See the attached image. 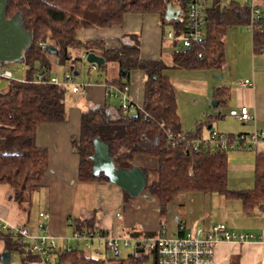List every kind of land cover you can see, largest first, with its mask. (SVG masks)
<instances>
[{
	"label": "trees",
	"instance_id": "16d2710c",
	"mask_svg": "<svg viewBox=\"0 0 264 264\" xmlns=\"http://www.w3.org/2000/svg\"><path fill=\"white\" fill-rule=\"evenodd\" d=\"M168 6L181 10L176 20H166ZM15 13L21 14L25 29L32 35V42L23 53L24 70L20 79L25 82L5 80L0 85L6 84L0 90V186L9 188L16 202L21 204L25 195L40 187L48 169V152L35 142L37 128L67 122V86L36 83L35 78L43 74L47 81L54 76V67L49 61L52 58L57 60L58 66L69 64L72 67L80 60L72 57L74 50L85 56L93 53L104 60L95 70L98 75L106 74L108 65L118 68L115 79H105L107 85L118 89L128 87L134 70L141 71L145 77L142 107L135 113H122L119 104L111 110L109 100L81 112L78 134L71 139L72 150L78 157L79 182H109L103 174H93L91 156L102 144L115 167L121 170H129L139 158L154 161L152 168L143 170L148 178L146 190L162 209L184 194L232 195L226 185L227 152H212L204 147L193 152L183 141H177L179 137L187 140L201 137L181 131L176 92L166 75L168 66L162 60L140 56L139 36L125 35L126 40L115 48L106 47L101 39L84 41L78 37L85 29L119 26L129 14L157 15L160 25L171 26L172 34L178 37L186 29L185 3L179 0H8L7 18ZM204 21L205 36L201 43L184 50L177 40H171L172 68H220L224 64L226 30L247 25L249 10L240 2L221 5L213 0L206 8ZM258 26L259 31L252 33V48L255 53H262L264 8ZM223 93L224 88L217 89L214 97L220 100ZM198 126L196 123V130ZM168 134L176 139L175 143L168 142ZM241 199L245 211L264 207V153L256 156L254 186ZM75 229L94 228L76 223ZM0 239L4 242V252L8 253L9 264L14 257L19 258L18 264H41L39 256L29 251L28 242L1 229ZM51 257L58 264H143L148 256L135 244V252L124 259L108 254L95 258L85 248L56 251Z\"/></svg>",
	"mask_w": 264,
	"mask_h": 264
},
{
	"label": "crops",
	"instance_id": "0c3cea01",
	"mask_svg": "<svg viewBox=\"0 0 264 264\" xmlns=\"http://www.w3.org/2000/svg\"><path fill=\"white\" fill-rule=\"evenodd\" d=\"M160 28L162 27L157 15L129 14L124 16L119 26L107 29H85L81 31L80 38L84 41L101 39L106 47L115 48L126 40L125 35L136 34L140 37V56L148 60L162 61L163 56H167L166 64H169L167 65L169 69L172 68V45L170 54L165 53V47L166 40L172 41L166 38L165 41L163 40L164 35ZM246 30L248 31L247 27ZM49 61L52 64L57 60L52 58ZM53 67L56 76L58 64ZM179 71L186 77L175 76L171 79L166 73L176 92L178 115V93L185 94L189 105L193 107V111H196L193 115L195 121H190L188 124L179 115L182 132L197 133L203 139L209 136L210 130L226 136L264 133V52L253 51L251 32L250 37H244L243 42L239 41L233 45L226 46L224 38V64L220 68ZM133 72L130 74L128 94L132 102L136 103V108L141 109L145 77L143 73ZM117 76L113 75L111 78L105 76L103 80L97 78L82 83L86 84L83 91L73 90L72 94L66 95L69 98L66 101L67 122L43 124L36 130V145L45 148L48 152V169L40 187L33 191L34 194L38 193V199L33 194L32 198L34 196L41 206L39 213L48 215V233L56 244L71 247L76 245V242L70 239L76 223L86 224L113 236L130 238H142L139 237L138 232L148 233L146 236L149 237L172 236L180 225H184L188 231L197 228L208 230L218 223L224 224L230 232L263 237L264 207H253L250 211H245L241 198L254 186L256 156L264 153V139L256 143L251 150L227 152L226 185L227 190L232 193L230 197L189 193L178 197L162 209L158 200L148 191L142 194L145 189L140 195L131 197L121 188L107 181L84 183L78 181V157L72 150L71 139L78 134L80 114L88 107L104 105L107 100L110 109H114L110 99L114 98L112 94L117 86L107 85L105 79H115ZM245 80L250 81L251 86H242ZM221 88H224L225 95H222L219 102L220 100L214 97V92ZM137 104H141V107ZM242 107H246L251 116L246 123H241L229 115L230 111ZM79 108L82 110L79 111ZM196 123L199 125L197 130ZM134 166L143 171L152 168L154 161L139 158ZM2 187L0 186V219L13 226L25 227L35 234L38 216L31 223L30 214L18 215L17 202L12 197L11 191L7 190L9 189L7 187ZM221 201L225 209L222 214L226 220L215 219V221L213 217L216 216V210L222 208ZM183 207L184 213L181 212ZM162 212L166 215L163 223L160 221ZM234 216L252 221L253 229L240 231ZM4 250V242L0 239V255ZM88 251L92 253V250ZM232 262L235 264L264 262L263 241L216 243L214 264H232Z\"/></svg>",
	"mask_w": 264,
	"mask_h": 264
},
{
	"label": "built area",
	"instance_id": "2783aa9c",
	"mask_svg": "<svg viewBox=\"0 0 264 264\" xmlns=\"http://www.w3.org/2000/svg\"><path fill=\"white\" fill-rule=\"evenodd\" d=\"M185 3L186 29L183 35L174 37L172 31L165 34L168 40H177L184 50L191 47L192 44L201 43L204 40L205 31V11L213 0H179ZM219 4H227L230 2H240L249 10V23L247 29L252 33L259 31V22L262 18V9L264 8V0H215ZM177 9V8H175ZM180 11V9H177ZM179 13V16H180ZM178 16V17H179ZM85 58V55H82ZM200 58V55H198ZM54 66L57 61H53ZM91 70L98 67L95 64H89ZM75 69L70 67L64 75V82H60L57 76H52L49 80H44L43 74H38L35 78L36 83H49L51 85L66 86L69 84L74 91H83L86 84L73 83ZM5 80H13L12 73L0 67V83ZM25 82L24 79H19ZM242 86H251V82L245 80ZM118 100L122 113H130L136 106L132 102L128 87L124 86L120 89L115 88L112 94ZM137 109V108H136ZM229 115L234 117L241 123H246L251 119L249 111L246 107L239 110H232ZM168 142L175 143L176 139L168 134ZM264 139V133L254 132L250 135L240 134L237 136H226L216 131H209V136L205 139L198 138L187 140L179 137L177 141H183L188 150L197 152L200 147L208 148L212 152H229L238 150H251L252 147L260 140ZM38 223L36 225V233L32 234L25 227L13 226L6 221L0 219V229L13 234L14 237L29 243V251L39 256L41 264H58L51 257L56 251H76L85 248L92 250L95 258H102L108 254L111 257L119 258L122 248H128L132 242L136 246L141 247L143 252L151 255L153 264H214V246L219 242H246L258 240L264 243L263 237H256L252 234L234 233L227 230L224 224L218 223L210 229L204 230L197 228L195 230H187L184 225H180L172 236H154L142 238L118 237L104 233L99 229H75L70 239L76 242L74 247L69 245L58 246L55 240L48 233V215L46 213L38 214ZM138 244V245H137ZM260 264H264L261 262Z\"/></svg>",
	"mask_w": 264,
	"mask_h": 264
},
{
	"label": "rangeland",
	"instance_id": "374dc122",
	"mask_svg": "<svg viewBox=\"0 0 264 264\" xmlns=\"http://www.w3.org/2000/svg\"><path fill=\"white\" fill-rule=\"evenodd\" d=\"M162 28H160L162 30V34L164 35V41H165V34L167 32L172 31L171 26L169 25H164L161 26ZM81 33V32H80ZM80 33L78 34V37L80 38ZM244 37H250V31L246 30V27L244 25H236V26H232L229 27L226 30V34H225V45H233L234 43H238L239 41L243 42ZM140 38V37H139ZM81 39V38H80ZM166 47H165V53L166 54H170L171 51V42L166 40ZM71 55L73 58H77L79 57L80 60L76 61L74 64H72V67L76 70V72L78 73L77 76H75L73 83H77V84H82V83H88L89 81H94L97 80V78H99L100 80H103L105 76L107 77H112L113 75L116 76L118 75V68L113 64V65H108L107 67V72L102 73L99 77L97 75V72L95 70H90L89 69V65L85 62V60L82 57L81 53L79 51H72ZM166 59V60H165ZM163 62L166 64V62H168V57L163 56ZM169 66V64H166ZM71 66L69 64H66L64 66H58L57 72L58 74H56V76L58 77L60 82H64V75L67 72V70L70 68ZM7 70H9L12 75H13V80H19L22 76H23V65L22 64H10L8 66L3 67ZM181 71L179 70H175L171 67H169V69L167 70V74L169 76H171V79H174L175 76L177 77H186L185 75H181L182 73H179ZM133 73H137V74H142L141 71L139 70H134ZM90 78V79H89ZM98 79V80H99ZM6 84H3L2 86H0V90H3ZM67 89L68 94H72L73 93V88L67 84ZM67 94V95H68ZM69 98L66 97V101ZM112 106H116V104L118 103V100L116 98H112L110 99ZM119 104V103H118ZM136 104V103H135ZM134 104V105H135ZM139 107H141V104H137ZM82 108H79V111H81ZM136 108H134L129 114H133L135 113ZM178 111H179V115L182 119H184L185 123H190L195 121V118L193 119V115L196 111H193V107H191L189 105V101L187 100V96L183 93H178ZM187 121V122H186ZM240 125V124H239ZM215 129V128H214ZM150 179V178H149ZM148 180V178H147ZM3 188V187H2ZM9 190V189H7ZM145 190L142 194H145ZM32 194L36 195L37 199H38V193L35 192V194L33 192L29 193L28 195H25V200L24 202H22L21 204L17 202L16 204V208H17V213L18 215H23L25 216L26 214H30V221L32 223V221H34V219H37L38 213L39 211H41V206L39 204V202L37 201V199H35V197L33 196L32 198ZM216 196H221L222 195H216ZM128 198V197H127ZM221 205L222 208H220L219 210H216V216L213 217V220H221V221H225L226 219L223 217V214L225 209L223 207V202L221 201ZM181 212L184 213V207L181 208ZM229 209V208H228ZM160 221L161 223L164 222V220L166 219V215L162 212L160 215ZM234 221L235 223L240 226V228H238L240 231H249V229H253V227L251 226L252 221H249L247 218L246 219H242L241 217L238 216H234ZM215 220V221H216ZM230 220H228L229 222ZM163 225V224H162ZM31 227V226H29ZM252 231V230H250ZM69 235V234H68ZM139 237H149L146 236L148 235V233H141L138 232ZM154 237V236H152ZM135 252V243L132 242V245L128 248H122L121 249V255H120V259H124L126 258L128 255L133 254ZM147 255V254H146ZM109 256V255H108ZM148 257L146 258V260L144 261L143 264H153V260L151 255H147ZM19 258L14 257L12 258V264H18Z\"/></svg>",
	"mask_w": 264,
	"mask_h": 264
},
{
	"label": "water",
	"instance_id": "95a60500",
	"mask_svg": "<svg viewBox=\"0 0 264 264\" xmlns=\"http://www.w3.org/2000/svg\"><path fill=\"white\" fill-rule=\"evenodd\" d=\"M7 7L8 0H0V67L15 63L23 64V53L32 42V35L25 29L21 14L15 13L7 18ZM179 13V10L168 6L165 18L166 20H176ZM85 62L95 64L98 68L104 64V60L93 53L85 56ZM132 117H136V115H132ZM106 152L107 148L100 144L94 155L91 156L93 174H103L110 183L118 186L131 197L140 195L147 185L145 173L136 166L129 170L116 168ZM1 264H9L7 252L1 254Z\"/></svg>",
	"mask_w": 264,
	"mask_h": 264
}]
</instances>
